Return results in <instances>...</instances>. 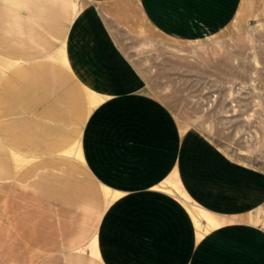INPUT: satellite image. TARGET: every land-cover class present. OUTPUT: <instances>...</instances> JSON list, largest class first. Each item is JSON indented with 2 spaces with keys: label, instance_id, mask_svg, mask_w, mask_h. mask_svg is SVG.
Returning a JSON list of instances; mask_svg holds the SVG:
<instances>
[{
  "label": "crops",
  "instance_id": "obj_1",
  "mask_svg": "<svg viewBox=\"0 0 264 264\" xmlns=\"http://www.w3.org/2000/svg\"><path fill=\"white\" fill-rule=\"evenodd\" d=\"M243 3L0 0V264H264V173L182 128L127 55Z\"/></svg>",
  "mask_w": 264,
  "mask_h": 264
},
{
  "label": "rangeland",
  "instance_id": "obj_2",
  "mask_svg": "<svg viewBox=\"0 0 264 264\" xmlns=\"http://www.w3.org/2000/svg\"><path fill=\"white\" fill-rule=\"evenodd\" d=\"M133 40L127 55L143 90L164 102L182 128L264 173V0H244L227 28L190 41Z\"/></svg>",
  "mask_w": 264,
  "mask_h": 264
}]
</instances>
